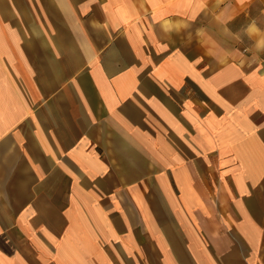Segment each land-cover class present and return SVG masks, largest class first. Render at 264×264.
Listing matches in <instances>:
<instances>
[{
	"label": "crops",
	"instance_id": "0c3cea01",
	"mask_svg": "<svg viewBox=\"0 0 264 264\" xmlns=\"http://www.w3.org/2000/svg\"><path fill=\"white\" fill-rule=\"evenodd\" d=\"M0 264H264V0H0Z\"/></svg>",
	"mask_w": 264,
	"mask_h": 264
}]
</instances>
